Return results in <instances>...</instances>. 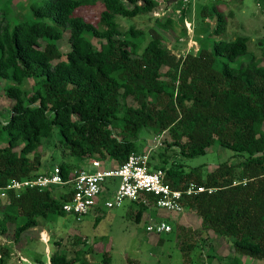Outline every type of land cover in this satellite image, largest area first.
Returning <instances> with one entry per match:
<instances>
[{"label":"trees","instance_id":"16d2710c","mask_svg":"<svg viewBox=\"0 0 264 264\" xmlns=\"http://www.w3.org/2000/svg\"><path fill=\"white\" fill-rule=\"evenodd\" d=\"M194 2L174 0L178 20L155 18L146 43L137 40L144 32L134 25L124 29L118 16L153 13L160 0H38L32 4L34 20L10 25L1 17L0 78L16 84L5 88L11 106L0 117V194L14 179L44 175L37 152L56 127L63 153L98 159L105 167L145 153L138 141L147 130L165 144L153 169L163 170L173 189L190 183L213 189L185 196L183 204L200 218L201 232L227 240L228 264H244L242 255L264 261V65L252 53L234 66L248 54L249 38L224 36L227 18L219 0L210 8ZM258 3L264 8V0ZM97 4L103 9L96 21L77 13ZM193 8L200 20V29L195 27L199 48L178 55L164 45L162 31L178 34L180 28L178 36H185L183 23L192 19ZM64 41L67 50H62ZM28 78L34 85L23 90L20 85ZM216 142L233 151L235 160L206 172L204 165L187 169L169 161V150L194 157ZM59 167L69 180L74 168L64 161ZM71 192L69 185L8 191L0 205V233L7 234L12 225L18 242L39 219L67 215L63 205ZM146 199L147 204L133 201L138 221L154 208L156 197ZM11 253L1 247L0 264H8ZM215 259L208 256L211 264ZM49 262L71 264L57 250Z\"/></svg>","mask_w":264,"mask_h":264},{"label":"rangeland","instance_id":"374dc122","mask_svg":"<svg viewBox=\"0 0 264 264\" xmlns=\"http://www.w3.org/2000/svg\"><path fill=\"white\" fill-rule=\"evenodd\" d=\"M35 1L38 0H0V18L6 16L10 25L24 20H34L32 4ZM160 1L161 5L153 13L140 14L135 18L118 16V21L124 29L134 25L137 30L144 32V35L137 40L146 43L149 30L156 25L155 18L170 16L175 21L179 18L180 10L177 9L174 0ZM216 1L218 0H196L194 4L198 7V4L203 3L210 8ZM219 1V8L227 18V30L224 36L228 39L237 36L249 38L248 54L239 57L233 63L234 66H239L243 61L248 60L252 53L264 65L262 5H259L258 0ZM102 9L101 4H97L81 8L77 13L88 20L96 21ZM193 12L195 14L193 13L192 19L187 18L183 23L187 30L185 36H178L180 28L178 34L162 31L165 37L164 45L168 48H176L175 53L178 55L199 48L195 27L200 29V20L195 17L196 8H193ZM190 21L191 30L187 27V22ZM179 26L182 27V24L180 23ZM91 40L96 48L100 47L98 39L91 37ZM68 48L69 45L64 41L62 50ZM33 80L34 78L26 79L20 87L23 90L31 89L34 85ZM9 84L16 82L12 79L0 78V117L2 118L11 106V101L5 95V88ZM140 136L146 140L139 138L138 144L145 153H150L153 166L160 159L158 153L161 148H165V144L162 138L150 134L147 130H143ZM60 138L56 127L54 135L45 140L38 149L41 174H50L54 168L59 167L61 161L71 165L73 170L86 169L87 166H90L93 172L97 170L91 164V158L78 159L69 153H63L58 142ZM233 154V151L221 147L217 142L206 154L194 157H183L175 150L167 151L170 163L175 160L187 169L204 165V172L213 171L222 161L235 160ZM115 187V184L110 185V189ZM112 197L113 195L109 198ZM5 200L6 197L0 196V205ZM105 200L101 199L98 208L95 210L93 208L81 221L72 214L59 215L50 222L39 219L38 226L26 231L18 242L14 240L11 225L7 234L0 233V248L8 246L12 252L8 264H43L41 261L50 264V257L56 250L66 253L71 264H106V258H109V264H211L208 261L210 254L216 257L212 264H228L231 248L227 240L213 232L209 233V237L205 232H201L200 218L186 208L181 217V224L176 223L175 219L183 212H170L157 207L147 209L138 221L136 216L139 207L135 202L127 199L120 207L108 208L105 206ZM98 218L100 219L97 221ZM158 218L170 223L172 231L163 234L149 233L146 229L148 224L158 221ZM242 260L244 264H264V261L247 255H242Z\"/></svg>","mask_w":264,"mask_h":264},{"label":"built area","instance_id":"2783aa9c","mask_svg":"<svg viewBox=\"0 0 264 264\" xmlns=\"http://www.w3.org/2000/svg\"><path fill=\"white\" fill-rule=\"evenodd\" d=\"M191 24V21L187 22L189 30H191ZM91 164L97 168L95 172L75 169L72 170L67 181L63 179L58 166L50 174L41 175L34 180L14 179L3 189L0 196L7 197L8 191L19 192L26 187L37 188L41 191L52 185H69L72 191L71 199L64 203L63 210L81 221L93 208L99 205L104 194L110 192L109 181L115 178L119 179V183L112 199L105 200V206L108 208L120 207L127 199L131 201L143 200L147 204V195H152L156 197L154 206L157 208L181 213L185 209L183 204L185 196L213 191L211 188L208 189L196 183H190L188 187L181 190L173 189L166 181L165 172L161 169H153L149 152L133 153L121 166L105 167L104 162L98 159L91 160ZM146 229L149 233L163 234L171 232L172 226L164 221H156L148 224ZM23 261H25L24 258Z\"/></svg>","mask_w":264,"mask_h":264},{"label":"crops","instance_id":"0c3cea01","mask_svg":"<svg viewBox=\"0 0 264 264\" xmlns=\"http://www.w3.org/2000/svg\"><path fill=\"white\" fill-rule=\"evenodd\" d=\"M86 170H88V171H90V172H93L92 170H91V168H90V166H87L86 167ZM118 183H119V179H112V180H110L109 181V186L111 185V184H115L116 185V187L114 188V189H110V192L109 193H105L104 194V197L102 198V199H108L111 195H113V193L115 192V189L117 188V185H118ZM106 194H107V196H106ZM154 206V205H153ZM154 207H156V206H154ZM98 208V206L96 207V208H94V210L95 209H97ZM92 211V210H91ZM185 213V209H184V212L183 213H181V215H179V216H177L176 217V223H179V224H181L182 223V221H181V217L183 216V214ZM168 218H169V216H167ZM152 218V217H151ZM162 218V217H161ZM161 218H158L157 220H158V222L159 221H163ZM164 222H166L167 223V221H164ZM167 224H169L170 225V223H167ZM47 233V232H46ZM46 235V234H45Z\"/></svg>","mask_w":264,"mask_h":264}]
</instances>
